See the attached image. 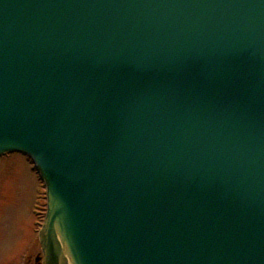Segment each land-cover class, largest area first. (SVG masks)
<instances>
[{"label": "water", "instance_id": "water-1", "mask_svg": "<svg viewBox=\"0 0 264 264\" xmlns=\"http://www.w3.org/2000/svg\"><path fill=\"white\" fill-rule=\"evenodd\" d=\"M8 152L43 264H264V0H0Z\"/></svg>", "mask_w": 264, "mask_h": 264}, {"label": "rangeland", "instance_id": "rangeland-1", "mask_svg": "<svg viewBox=\"0 0 264 264\" xmlns=\"http://www.w3.org/2000/svg\"><path fill=\"white\" fill-rule=\"evenodd\" d=\"M45 189L22 154L0 159V264H22L26 237L35 226V209L45 204Z\"/></svg>", "mask_w": 264, "mask_h": 264}, {"label": "flooded vegetation", "instance_id": "flooded-vegetation-1", "mask_svg": "<svg viewBox=\"0 0 264 264\" xmlns=\"http://www.w3.org/2000/svg\"><path fill=\"white\" fill-rule=\"evenodd\" d=\"M10 154L13 153H5L0 155L1 158H7ZM28 162L30 160L23 156ZM31 163V162H30ZM32 165V163H31ZM46 211V205H41L35 209L36 214V222L35 226L29 232H25L20 230L18 234L25 235L26 242L24 243L23 252L20 255V260L22 264H43V254L41 251V246L39 242V228L43 221L44 214Z\"/></svg>", "mask_w": 264, "mask_h": 264}]
</instances>
